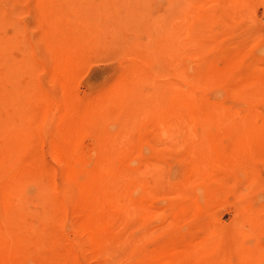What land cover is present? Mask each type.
I'll return each instance as SVG.
<instances>
[{"label": "rangeland", "instance_id": "rangeland-1", "mask_svg": "<svg viewBox=\"0 0 264 264\" xmlns=\"http://www.w3.org/2000/svg\"><path fill=\"white\" fill-rule=\"evenodd\" d=\"M0 264H264V0H0Z\"/></svg>", "mask_w": 264, "mask_h": 264}]
</instances>
